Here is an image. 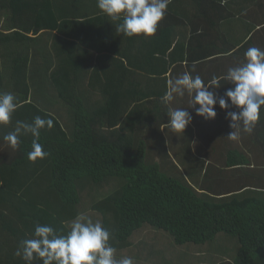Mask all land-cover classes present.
<instances>
[{"label": "trees", "instance_id": "trees-1", "mask_svg": "<svg viewBox=\"0 0 264 264\" xmlns=\"http://www.w3.org/2000/svg\"><path fill=\"white\" fill-rule=\"evenodd\" d=\"M115 23L97 0H0V92L19 101L11 124L0 126V264H26L14 255L15 246L30 238L37 223L66 234L81 213L112 232L117 250L133 245L148 252L150 245L132 239L143 229L168 233L178 247L226 234L236 240L226 264H264V183L258 191L216 197L190 182L199 178L198 169L176 168L172 177L165 161L156 162L146 141L155 124L165 127L163 139L171 131L169 118L146 101L150 93L139 81L148 69L139 54L134 60L111 49L124 41ZM248 25L245 48L264 50V23L261 30ZM244 53L219 61L236 66ZM183 59L181 52L169 67ZM37 115L53 119L54 126L41 131L47 157L32 162L30 134L21 136L15 151L3 136L17 120L31 123ZM261 146L264 134L262 177ZM164 155L170 157L166 149Z\"/></svg>", "mask_w": 264, "mask_h": 264}, {"label": "crops", "instance_id": "crops-1", "mask_svg": "<svg viewBox=\"0 0 264 264\" xmlns=\"http://www.w3.org/2000/svg\"><path fill=\"white\" fill-rule=\"evenodd\" d=\"M263 23L264 0H171L165 18L154 36L127 37L117 34L118 38H123V45L120 42L117 48L111 49L115 54L131 55L134 60L136 54H139L138 59L146 63L148 69L147 73H141L139 81L145 89L144 94L150 93L146 101L156 102L154 106L156 109L162 107L163 117L166 119L168 106L162 103L161 97L167 91L170 79L185 71L191 72L193 65L196 70L192 75H200L205 82L210 81L213 76L222 78L228 68L235 64L221 62L219 59L228 57L232 53L242 55L247 50L242 38L251 37L248 24H255L257 30H261L259 26ZM181 52L184 55L183 62L178 61L179 67L172 70L169 62L173 58L180 57ZM190 56L197 59H189ZM221 83V88L216 90L221 96L227 89L234 87L224 80H221ZM189 99L186 94L183 98L177 97L169 105L172 108H185L192 113L193 121L184 133L165 131L161 139L159 132L163 135L165 127L158 130L155 124L150 143L146 141V146L149 147L152 155H155L156 162L159 159L158 164L161 165L165 161L163 166L170 170L171 174L169 171L168 173L172 177L176 175V168L182 173L185 168L198 169L199 178H192L190 182L199 183L198 187H202L200 189L216 197L230 198L234 193L247 188L248 191L250 189L258 191L261 183H264V175L261 177L259 170L260 138L264 134V109L253 133H241L238 141H232L226 139V136L233 129L229 127V121L225 119V111L218 104L215 120H205L197 116L195 110L189 107ZM230 110L239 111L235 107ZM213 134L217 136L216 140L212 139ZM222 137L225 140L219 142ZM211 140L216 143L212 146L207 145ZM197 144L201 146L203 153L199 152ZM261 148L264 149V146ZM165 149L169 152V158L164 155ZM239 194L241 193L237 195ZM248 196L254 198L255 195ZM29 236L31 238L32 234ZM154 237L158 240V236L154 235ZM23 238L25 236L20 237L18 241ZM222 244L221 240L220 245ZM13 245L11 243V246ZM15 247L17 248L18 245ZM175 247L178 246L173 243L172 257L167 254L166 260L171 262L169 264H226L225 262L231 260L226 250L215 245L208 248H204V245L192 246L193 248L188 252ZM157 250L159 249L150 246L148 253H145L144 250L131 245L117 250L116 258L130 256L134 258L136 264H143L139 262L140 260L148 264H160L155 253ZM183 252L188 253V256L182 254Z\"/></svg>", "mask_w": 264, "mask_h": 264}, {"label": "clouds", "instance_id": "clouds-1", "mask_svg": "<svg viewBox=\"0 0 264 264\" xmlns=\"http://www.w3.org/2000/svg\"><path fill=\"white\" fill-rule=\"evenodd\" d=\"M170 3L171 0H97L98 8L111 21L117 22L116 32L127 37L154 36ZM244 57V62L229 67L222 78L213 76L205 82L200 75H192L196 70L193 65L191 72L185 71L170 79L167 91L161 97L162 103L168 106L166 126L179 134L192 123L191 112L169 106L177 97L183 98L187 94L189 107L205 120H215L217 104L225 111V119L233 129L228 139L238 141L241 133L252 134L264 109V50L249 47ZM221 80L234 85L223 96L216 91L222 86ZM18 107V98L13 93L0 92V126L11 124ZM233 107L239 111H231ZM53 126V119L39 115L31 123L17 120L14 129L5 134L3 140L15 151L21 144V136L30 134L33 139L27 155L35 162L47 157L48 153L39 141L41 131L51 130ZM114 239L100 220L94 221L81 213L72 220L66 234L37 223L32 237L22 240L14 255L26 264H136L130 256L116 258Z\"/></svg>", "mask_w": 264, "mask_h": 264}, {"label": "rangeland", "instance_id": "rangeland-1", "mask_svg": "<svg viewBox=\"0 0 264 264\" xmlns=\"http://www.w3.org/2000/svg\"><path fill=\"white\" fill-rule=\"evenodd\" d=\"M159 162V159L157 160ZM86 204V203H85ZM92 216L96 217L99 216L97 214H92ZM148 231L146 229L143 230H139L137 231L132 239H140L142 241V243H145L147 245H150L156 249H159L157 251H155L156 255H157V260L160 261V264H169L171 263L169 260H166L167 254L172 257V248H173V241L170 238V235L166 232L163 231H154L156 234V236H158V240H155L154 235L152 234H146ZM150 236H153V238H150ZM222 240V245H220V242ZM235 241V242H234ZM217 246L220 247L223 250H226L228 252V254H232L235 253V250L232 249L233 247L236 246V240L233 239V237H229L226 234H221L216 238V241L214 243H208L204 245V248H208L209 246ZM192 246H196V245H192V244H188L185 245L184 248H178L175 247L178 250H182V251H186L188 252L190 249H192ZM137 247V246H136ZM139 248V247H137ZM232 249V250H231ZM129 253V251H126V253ZM183 252L182 254H184L185 256H188V253ZM124 253V251L122 252ZM145 253H148L147 250L145 251ZM139 262H142L143 264H148L147 262H145L144 260H140Z\"/></svg>", "mask_w": 264, "mask_h": 264}]
</instances>
